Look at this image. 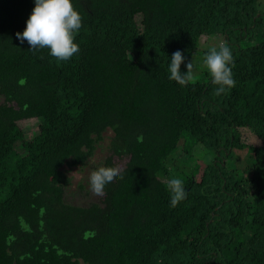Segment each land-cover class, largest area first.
<instances>
[{"label":"trees","instance_id":"obj_1","mask_svg":"<svg viewBox=\"0 0 264 264\" xmlns=\"http://www.w3.org/2000/svg\"><path fill=\"white\" fill-rule=\"evenodd\" d=\"M257 2L74 0L80 50L59 61L17 39L34 0H0V264H264ZM214 35L233 50L235 87L215 95L208 71L185 86L168 79L175 51L193 62ZM33 118L38 131L26 139L18 122ZM241 129L259 144L242 143ZM107 130L109 156L95 171L122 178L103 200L67 202L63 166L85 164ZM186 137L213 160L199 178L183 176L187 199L172 207L166 162ZM244 149L240 176L225 161ZM114 157L126 159L120 170Z\"/></svg>","mask_w":264,"mask_h":264},{"label":"clouds","instance_id":"obj_2","mask_svg":"<svg viewBox=\"0 0 264 264\" xmlns=\"http://www.w3.org/2000/svg\"><path fill=\"white\" fill-rule=\"evenodd\" d=\"M26 27L16 33L17 39L25 41L31 50L47 48L49 54L59 61H68L79 52L75 42L77 33L82 27V16L74 7V0H34ZM168 79L185 86L196 77L192 60H188L177 50L169 59ZM184 64L186 71H181ZM203 64L211 76V83L216 85L215 95L220 96L236 85L233 75V50L227 42L221 41L218 46L210 47L204 56ZM121 174L116 170H100L89 179V190L97 200H103L106 190L120 180ZM170 193V206L176 207L187 199L188 192L184 181L179 176H172L167 185Z\"/></svg>","mask_w":264,"mask_h":264},{"label":"rangeland","instance_id":"obj_3","mask_svg":"<svg viewBox=\"0 0 264 264\" xmlns=\"http://www.w3.org/2000/svg\"><path fill=\"white\" fill-rule=\"evenodd\" d=\"M257 9L259 13L264 14V0H258ZM135 20L139 26L141 17L137 15ZM206 38V39H204ZM199 46L193 60L195 79L193 81H203L206 77L207 69L203 64L204 56L210 47L218 46L221 41L224 42L222 35H214L212 37H204ZM1 102V99H0ZM39 122L37 119H26L18 122V126L24 132L26 139H30L38 131ZM112 137L111 130H107L103 133L101 141L95 144L92 155L87 159L82 166H67L64 165L62 170L69 177L70 183L66 188V200L67 202L75 205L87 206L92 202L99 200L95 199L89 190L90 176L95 173V168L103 163V161L109 156V140ZM187 144L183 146L178 145L177 150L171 155L166 163L172 165L169 167V173L165 178L168 180L172 176H179L183 179V176L191 174L193 171L194 178L197 179L200 176L202 168L213 160V153L206 148L196 144L195 142L186 140ZM240 141L245 145H258V139L248 130L241 129ZM18 150V147H15ZM233 156L227 158L225 165L230 169H237L241 176L242 170L250 162V154L244 150H234ZM114 164L117 170H120L126 161L125 158L114 157ZM192 176V174H191Z\"/></svg>","mask_w":264,"mask_h":264}]
</instances>
